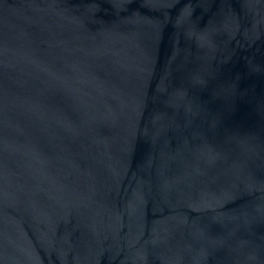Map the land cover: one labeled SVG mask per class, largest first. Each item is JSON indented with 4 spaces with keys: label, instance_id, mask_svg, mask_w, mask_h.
<instances>
[{
    "label": "water",
    "instance_id": "water-1",
    "mask_svg": "<svg viewBox=\"0 0 264 264\" xmlns=\"http://www.w3.org/2000/svg\"><path fill=\"white\" fill-rule=\"evenodd\" d=\"M0 264H264V0H0Z\"/></svg>",
    "mask_w": 264,
    "mask_h": 264
}]
</instances>
